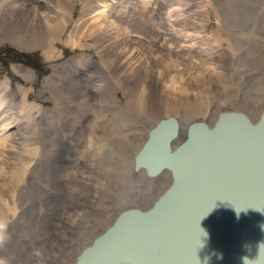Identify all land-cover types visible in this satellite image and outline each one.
Wrapping results in <instances>:
<instances>
[{
  "label": "rangeland",
  "instance_id": "374dc122",
  "mask_svg": "<svg viewBox=\"0 0 264 264\" xmlns=\"http://www.w3.org/2000/svg\"><path fill=\"white\" fill-rule=\"evenodd\" d=\"M178 1L179 3L170 2L157 14L148 16L158 25L156 29L153 27L155 34L151 53L165 57L170 53L174 56L179 51L176 53L173 49L181 48L179 50L183 53L187 48L190 55L187 54L182 60H175L173 67L170 66L172 69L170 76L181 75L187 66L200 62L204 66L201 68L209 69V65L214 66L213 71L217 75L219 68H222L219 75L224 81L216 82L215 79L214 84L218 86L212 91L198 92L197 96L200 95L201 99L195 102L192 98L195 96L188 92L187 97L190 100L178 98L177 102L181 103L177 105L173 100L181 96L172 95L168 101L167 118L179 114L183 119L182 123L186 125L193 119L191 116L201 114L205 109L213 112L222 108L223 104L228 106V109H240L251 119H256L264 104V0H198L187 9L181 5L182 0ZM79 11L80 7L76 4L73 20L79 16ZM131 16L127 23H132L138 43L136 48L131 50L139 52L140 57L145 49L141 48V45L147 46L152 41L151 37L148 38L152 30L150 32L148 26H142L134 19L133 14ZM144 17L146 19V16ZM147 22H151L150 19ZM218 23L221 24L220 36L223 35L221 43L230 46L229 53L220 55V51L209 44L213 49L210 55L207 54L209 46L204 48L201 44L209 41L218 44L220 39L215 35ZM203 26H206L203 32L206 38L201 33ZM70 27L71 24L68 25V30ZM156 33L159 37H156ZM188 36L200 43L196 40L187 41ZM65 38L66 35L63 36V39ZM182 41L187 42L183 43L187 47L181 46ZM56 48L61 51V56L47 60L38 50L32 53L20 51L8 42L0 44V78L5 75L11 82L19 80L24 83L11 71V64H22L32 69L35 78L28 99L40 103L45 108H51L52 103L46 99L47 95L39 96V90L42 88V81L52 75L55 66L61 65L70 57L76 60L74 56L81 53L90 57L91 62L86 71L76 65L74 75L70 72L73 78L63 71L53 79L55 82H63L64 79L73 82L71 79L79 80L88 72L95 73L94 67L98 72L100 62L93 47L70 49L57 43ZM104 58L101 57V60ZM220 58L224 60L223 63H220ZM67 68L69 69L68 66ZM190 76L192 74L188 77ZM134 93V88L128 89L125 93L116 91L117 99L110 101V95H103L101 99L104 103L108 101L109 103L101 110V103L93 100L88 102L92 111L91 127L88 126L90 131L86 134L80 131L87 124L85 119L70 121L72 130L75 131L71 134L63 127L66 126L64 116L60 113L55 114V119L48 125V129L53 128L66 136L64 138L62 135L58 136L56 146L47 151L49 155L46 156L44 163L46 170H52L57 166L58 173L63 171L64 180L56 182L54 186L41 182L43 184L38 189L36 180L30 182V194L26 192L23 197L28 206L26 205L19 217L8 226L5 240L0 243V264H69L73 258L76 259L87 242L89 244L109 226L110 217L115 218L122 209L129 206L145 207L162 189L166 182L165 178L149 179L144 176V171L142 174L134 169L133 153L139 149L134 141L142 136L140 132L144 129L141 127V117L133 113L136 110L132 109L130 113L129 107L134 100ZM143 119L150 122L155 120L153 115L147 118L146 114L143 115ZM108 122L118 128L112 130ZM100 124L108 128L106 132L95 131ZM165 124L162 133L154 136V140L160 137L164 142L171 135L172 122ZM77 131L81 132L78 134L81 136L75 140ZM97 134H102L99 137L101 141H97ZM67 147L70 155L65 150ZM63 152L69 163L60 166L57 157L59 158ZM65 168L69 173L66 177ZM73 174L77 183L86 184L88 190H80L79 187L72 185ZM57 184L63 189L56 188ZM53 197L58 200L57 204L62 200L61 204L53 207L51 203ZM64 198L69 201L67 204H64L66 203Z\"/></svg>",
  "mask_w": 264,
  "mask_h": 264
},
{
  "label": "bare ground",
  "instance_id": "6f19581e",
  "mask_svg": "<svg viewBox=\"0 0 264 264\" xmlns=\"http://www.w3.org/2000/svg\"><path fill=\"white\" fill-rule=\"evenodd\" d=\"M106 1L0 0V44L8 42L20 51L32 53L38 50L47 60L61 56V51L56 48L57 43L68 46L70 49H89L93 47L100 61L97 67L98 72L94 67L95 73L88 72L79 80L71 79L73 82L67 79H64L63 82H55L53 79H55V75L62 74L63 71L67 74L72 72L74 75L76 65L83 67L86 71L88 64L91 62L90 57L85 53H81L74 56L76 60L70 57L61 65L55 66L51 75L53 77L50 76L44 79L42 88L39 90V96L47 95L46 99L52 103L51 108H45L40 103L28 99L35 78L32 69L22 64H11V71L24 83L19 80L18 82H11L5 75L0 78V223L6 225L3 230L4 236L7 235L8 226L19 217L26 205L28 206L23 197L26 192L30 194V182L36 180L38 189L43 184L41 182L50 183L54 186L56 182L64 180L63 171L58 173L57 166L52 170H46L44 163L46 156L49 155L47 151H51L56 146L58 136L62 135L59 134L58 130L48 129V125H51L55 119V114L60 113L64 116L66 126L63 127L71 134L75 131L72 130L70 123L85 119L88 125L86 124L80 131L82 130L86 134L90 131L88 126L91 127L90 113L92 110L90 109L91 105L88 106V102L90 103L93 100V102L101 103V110L110 100L117 99L116 91L125 93L128 89L134 88L135 97L129 109L130 113L132 109L136 110L133 113L141 117V127L144 128L140 132L142 136L137 137L134 141L139 148L138 151L133 153V159L135 160L137 153L149 140L150 131L161 123L169 120L174 122L175 134L168 144L170 150H174L186 138L183 133L189 123L190 126L195 122H201L207 128H211L214 126L220 112L236 111V109H228V106L222 104V108L215 109L214 113L210 112L209 109H205L203 112L201 111V114L191 116L193 119H190L186 125L182 123L183 119L179 114H175L174 118H167L168 101L172 95L181 96L173 100L177 105L181 103L177 102L179 101L178 98L190 100L187 97L188 92L191 93L190 95L195 96L192 97L193 102L201 99L200 95L197 96L198 92L212 91L213 88L218 86L214 84L215 79L216 82L218 80L224 81L222 76L219 75L222 68H219L218 76L213 71L214 66L209 65V69L201 68L204 66L199 62L187 66L181 75L177 74L178 76L173 77L170 76L172 72L170 66L173 67L175 60H182L187 54L190 55L188 49L185 48L183 53L179 50L181 48L173 49L174 52L179 51V53L174 56L168 53L166 57L151 53L155 34L153 27L156 29L158 25L148 16L157 14L170 2L179 3L178 0H111L107 1L109 5ZM182 1L181 5L184 9H187L198 0ZM76 4L79 5L80 11L76 20H73L72 15ZM173 10L172 12H175ZM131 14L142 26H148L150 32L152 30L148 37H151L152 41L147 46L145 44L141 45V48L145 49H143L140 57L139 52L131 50V48H136L138 45L136 31L133 30L132 23H127ZM144 16H146V19ZM149 19L151 22H147ZM70 24L71 27L68 30ZM220 25L218 23L215 29L216 38L220 39L217 42L218 44L209 41L201 44V46H204V48L209 46L210 48L211 45L212 48L218 49L221 55L229 53L228 48L230 46L221 43L223 35L220 36ZM130 27H132L131 30ZM201 28H204L201 32L203 34L206 26ZM190 29L193 30V27ZM64 35H66L65 39H63ZM160 40L161 38H159ZM186 40L196 39L188 36ZM196 41L200 43V41ZM162 43L164 42L162 41ZM183 43L187 42H181V46L187 47ZM212 48L209 51L207 50V54L212 55ZM101 57H105L104 60H101ZM171 58L174 59L171 60ZM223 62L224 60L220 58V63ZM190 74L192 76L188 77ZM70 78H73L71 74ZM106 94L111 96L108 103H104L101 99ZM263 108L264 104L261 106L259 114ZM237 111L243 112L240 109ZM243 113L251 122H256L258 119L257 114L256 119H251L247 113ZM254 113L252 114L254 115ZM144 114L147 115V118L153 115L155 120L145 121L143 119ZM108 124L112 130L118 128L109 122ZM187 128L185 133H187ZM107 129V127L100 124L95 131L106 132ZM79 133L81 132H76L75 140H78L81 136V134L78 135ZM100 136L102 134H97V141H101ZM65 150L68 153L69 148L67 147ZM69 153L71 154V152ZM66 158L64 152L61 153V156L57 157V163L60 166L68 164L69 161ZM134 169L137 173L143 174L144 171V176L149 179L163 180L165 178L166 180L162 189L140 210L149 209L171 183V173L169 170L162 169L155 174L148 175L147 169L137 167L135 161ZM68 175L69 173L65 168L64 176ZM87 181H90V179H87ZM72 185L79 187L80 190H88L86 184L77 183L74 174ZM60 187L62 186L56 185V188L59 189ZM64 201H66L64 204L69 202L65 198ZM61 202L62 200L57 204L58 200L56 201V198L51 199L53 207L60 205ZM129 208H133V206L122 209L115 218L110 217L109 226L106 229L118 220L122 211ZM93 240L89 244L87 242L76 259L73 258L69 264H74L83 250L91 246Z\"/></svg>",
  "mask_w": 264,
  "mask_h": 264
},
{
  "label": "water",
  "instance_id": "95a60500",
  "mask_svg": "<svg viewBox=\"0 0 264 264\" xmlns=\"http://www.w3.org/2000/svg\"><path fill=\"white\" fill-rule=\"evenodd\" d=\"M169 122L134 160L148 175L169 170V186L151 208L122 211L74 264H264V108L256 122L237 110L195 122L174 150V122L154 140Z\"/></svg>",
  "mask_w": 264,
  "mask_h": 264
},
{
  "label": "clouds",
  "instance_id": "9594fccd",
  "mask_svg": "<svg viewBox=\"0 0 264 264\" xmlns=\"http://www.w3.org/2000/svg\"><path fill=\"white\" fill-rule=\"evenodd\" d=\"M6 225L3 223H0V243H2L5 240V236L3 234V230L5 229ZM247 258V257H245ZM245 258H244V264H245ZM250 264V260L247 258Z\"/></svg>",
  "mask_w": 264,
  "mask_h": 264
},
{
  "label": "flooded vegetation",
  "instance_id": "af4514ba",
  "mask_svg": "<svg viewBox=\"0 0 264 264\" xmlns=\"http://www.w3.org/2000/svg\"><path fill=\"white\" fill-rule=\"evenodd\" d=\"M185 136H186V133H185ZM171 142V141H170ZM134 208H138V209H143V207H138V206H133Z\"/></svg>",
  "mask_w": 264,
  "mask_h": 264
}]
</instances>
